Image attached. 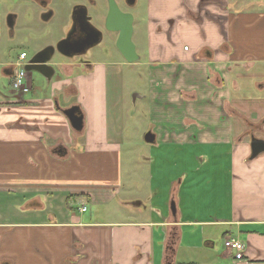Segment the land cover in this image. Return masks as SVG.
I'll list each match as a JSON object with an SVG mask.
<instances>
[{
  "label": "crops",
  "instance_id": "1",
  "mask_svg": "<svg viewBox=\"0 0 264 264\" xmlns=\"http://www.w3.org/2000/svg\"><path fill=\"white\" fill-rule=\"evenodd\" d=\"M148 19L151 68L171 74L151 70L152 111L172 113L149 130L150 204L118 198L112 67L57 54L51 79L37 86L29 72L31 91L0 96V264H264V152L250 157L225 109L233 69L264 77V0H150ZM73 105L81 130L64 113ZM228 237L245 243L240 255Z\"/></svg>",
  "mask_w": 264,
  "mask_h": 264
},
{
  "label": "rangeland",
  "instance_id": "2",
  "mask_svg": "<svg viewBox=\"0 0 264 264\" xmlns=\"http://www.w3.org/2000/svg\"><path fill=\"white\" fill-rule=\"evenodd\" d=\"M74 1L84 2L88 5L92 22L103 32V39L82 59L75 58L73 61L101 62L112 67V91L120 95L121 111L119 110L120 117L118 118V125L121 126L122 131L120 173L124 190L122 191L123 195L118 198L131 200L136 195L144 201L145 205H149L151 194L150 175L152 173L149 158L152 156L154 149L151 146L152 144L145 140L144 136L155 124L160 126L161 121L165 120L166 116H172V113L166 114L168 110H165L164 106L157 105L158 113L156 115L152 111L151 70L152 72L155 71L153 74L160 77L171 74L170 70L162 65H156L154 69L151 68L152 62L149 56L150 31L148 27L150 0H136L133 7H128L126 0H115L121 9L130 10L134 13L133 42L139 58L133 64L120 62L122 54L118 48L117 36L115 33L107 31L105 26V14L109 7V0H97L96 5L91 4L89 0H65L64 5H61V7L52 3L55 14L47 21L42 19L44 7L36 2L30 0H0V96L8 95L14 90L10 78L2 73V63L7 61L15 63L21 50H25L28 57H30L32 50L27 41L34 39L37 44L44 46L47 42L54 41V37L58 33L66 32L72 10L71 5ZM98 8L104 10V13H102L104 15L99 18L96 15ZM13 13L19 15V20L16 25L9 27L8 17ZM22 19L25 21V23L23 22L24 25L28 24L33 29L36 38L31 37L32 33L21 32ZM62 19L64 23H60ZM46 32L53 33V39L49 40L50 38H47L49 36H44ZM181 44L184 46L186 43L181 41ZM186 45L189 47V44ZM58 57L62 58L61 56ZM251 70L256 74V68ZM76 71L79 75L80 71L78 69ZM253 71H250V74ZM244 72L245 70L241 68L233 69L231 74L233 96L232 99L226 101L225 109L232 115L237 136L248 140L249 135L247 132L250 123L261 125L262 128L255 130V134L264 136V77H260V81H258V76L246 77ZM31 73L33 74V82L38 86L41 83V77L37 72L32 71ZM218 78L221 79L220 76ZM249 82L253 83L252 87L249 86ZM216 85H221V81ZM245 87L247 89L244 91L243 88ZM78 94L79 89L76 91V95ZM81 202L79 199L76 200V209ZM83 202H86V200H83ZM86 206L89 208L87 215L98 213L102 217L103 207L90 202H86ZM128 207L135 208L131 204ZM220 242L223 243V234L220 236Z\"/></svg>",
  "mask_w": 264,
  "mask_h": 264
},
{
  "label": "water",
  "instance_id": "3",
  "mask_svg": "<svg viewBox=\"0 0 264 264\" xmlns=\"http://www.w3.org/2000/svg\"><path fill=\"white\" fill-rule=\"evenodd\" d=\"M83 20L86 23L85 27H91V40L98 42L101 38L102 32L90 22V16L87 13V8L83 12ZM51 13H47L44 19H48ZM106 26L110 30L120 31L118 38V47L129 61L138 60L139 56L136 51L135 44L132 40L133 34V15L131 13L122 12L115 0H109V13L106 18ZM69 35L57 41L55 45L51 44L40 51L35 52L28 58L26 66L28 72H37L46 79H51L54 73V68L49 64L52 55L55 52L70 57L73 55L71 49L68 47ZM49 52L47 56H41L45 52ZM64 113L69 118L73 128L81 130L83 128V113L79 105H73L64 110ZM145 139L147 142H153L155 135L151 132L146 133ZM264 152V140L252 137L251 140V158L256 157ZM171 208L173 213H176V203L172 201Z\"/></svg>",
  "mask_w": 264,
  "mask_h": 264
},
{
  "label": "flooded vegetation",
  "instance_id": "4",
  "mask_svg": "<svg viewBox=\"0 0 264 264\" xmlns=\"http://www.w3.org/2000/svg\"><path fill=\"white\" fill-rule=\"evenodd\" d=\"M30 1L36 2L39 5L44 7L42 19L45 21L51 19L55 13L54 12L55 9L51 5L52 3L61 7V5H64V2H65V0H30ZM89 1L93 5L97 4V0H89ZM135 2H136V0H126L128 7H133ZM118 7H119V5H118ZM85 8H87V13L91 17V15L89 14V7L84 2H80L79 4H76L75 6H73L72 10L70 12V17H69L70 19H69V24H68V28H67L68 30H66V32H65V37L67 35H69L68 47L71 49V51L73 53V55L70 56V59H75V58L82 59V57L84 55L88 54L95 47V45H97L103 39V32H102L101 38L98 42L91 40V27L86 28L85 27L86 23L83 20V15H84L83 12H84ZM99 9L101 10V14L104 13V10H102L101 8H99ZM119 9L124 13H131L133 15V28H134V23H135L134 13L130 10H123L120 7H119ZM47 13H51V15L49 16L48 19H44L45 15ZM108 13H109V7H108V10L105 14V18H107ZM18 20H19V15L17 13L11 14L8 17L9 27H13L14 25H16ZM62 20H60V23H64V20L63 21ZM23 22L25 23V21L22 19L21 24H20V26L22 25L21 26V32L23 33L24 31H27L29 33H32L31 37L36 38L37 36L36 35L34 36L33 29H31L28 24L24 25ZM90 22H91V24H93L95 26V24L92 22V17L90 18ZM105 26H106V20H105ZM106 28H107V26H106ZM107 31H109L110 33H115L117 36V39L119 38L120 31H114V30H110L108 28H107ZM133 33H134V31H133ZM132 40H133V34H132ZM27 43H28V46L32 50V54L30 55V57H31L35 52L42 50L43 48L47 47L48 45H51V44L55 45L57 42L45 44L43 46V45L37 44V42L34 39H32L31 41H27ZM22 52H26V51L25 50L20 51V53H22ZM120 52L122 54V60L120 61L121 63L133 64L137 61V60L129 61L121 50H120ZM20 53H19V55H20ZM48 53L49 52L46 51L41 56L45 57V56H47ZM57 54L60 55L58 52H55L52 55V58L50 59L49 64L52 62L54 57H56L55 55H57ZM19 55H18V57H19ZM27 56H28V53H27ZM79 62L82 63L84 61H79ZM12 72H13V70H12ZM263 122H264V119H263ZM260 128H262L261 125H254L253 123H250L249 129L247 132V134L249 135L250 144H251L252 137L260 138V139L264 140V136H257L255 134V130L260 129Z\"/></svg>",
  "mask_w": 264,
  "mask_h": 264
},
{
  "label": "built area",
  "instance_id": "5",
  "mask_svg": "<svg viewBox=\"0 0 264 264\" xmlns=\"http://www.w3.org/2000/svg\"><path fill=\"white\" fill-rule=\"evenodd\" d=\"M188 49V46L185 47ZM28 64V56L26 52L20 53L17 61L12 64L13 67V88L17 93H28L31 91V84L29 80V72L26 68ZM87 206L84 205L81 207V211H86ZM225 247L235 250L240 255L241 252L245 249V243L236 238H225L224 239Z\"/></svg>",
  "mask_w": 264,
  "mask_h": 264
}]
</instances>
